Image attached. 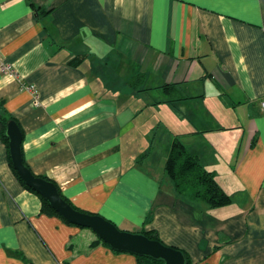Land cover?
I'll list each match as a JSON object with an SVG mask.
<instances>
[{
  "label": "crops",
  "instance_id": "1",
  "mask_svg": "<svg viewBox=\"0 0 264 264\" xmlns=\"http://www.w3.org/2000/svg\"><path fill=\"white\" fill-rule=\"evenodd\" d=\"M0 52L24 160L72 204L154 230L194 264H264V0H0ZM139 73L147 91L128 84ZM175 136L231 203L178 192L164 170ZM42 207L0 131V264H139Z\"/></svg>",
  "mask_w": 264,
  "mask_h": 264
},
{
  "label": "trees",
  "instance_id": "2",
  "mask_svg": "<svg viewBox=\"0 0 264 264\" xmlns=\"http://www.w3.org/2000/svg\"><path fill=\"white\" fill-rule=\"evenodd\" d=\"M38 15L42 14L43 12L40 10L37 11ZM81 56H77L74 59H72V63L79 64L81 63ZM146 81V74L139 73L133 76L128 80L129 86L136 91H147L149 88H144V83ZM163 88L166 96L168 97L166 101L168 102H175L181 99H184L183 95L179 93L177 87L175 84H165L161 86ZM10 120H16L13 116H11L3 102H0V131L2 139L8 144L9 147V138L6 134V128L7 124ZM19 124V122L17 121ZM20 126V124H19ZM21 128V127H20ZM22 130V129H21ZM23 133V131H22ZM10 152V150H9ZM25 162V160H24ZM26 163V162H25ZM10 164L14 170V172L17 174L19 179L23 182V184L31 191L37 193L43 203L42 210L48 212L52 215H58L61 217V215L49 204L47 200H45L38 192H36L34 189L29 187L25 184V182L21 179V177L18 175L17 171L14 169L11 157H10ZM27 164V163H26ZM28 165V164H27ZM164 170L165 173L172 179L174 182V185L176 186L178 192L185 196L186 198L195 201V202H204L211 208H217L221 206L228 205L232 201V197L220 186L218 183L215 174L212 171L207 170L202 163L200 162V159L197 155L190 152L187 147L184 145L182 140L179 136H175L173 139V142L170 146L169 154L167 159L164 163ZM44 178H47L46 176L38 175ZM49 179V178H47ZM51 180V179H50ZM58 187V186H57ZM59 189V187H58ZM60 191V189H59ZM61 193V192H60ZM62 195V193H61ZM63 196V195H62ZM64 197V196H63ZM65 198V197H64ZM68 200L67 198H65ZM69 201V200H68ZM70 202V201H69ZM72 204V202H70ZM75 208L80 209L76 207L74 204H72ZM82 210V209H80ZM84 212H88L85 210H82ZM92 213V212H88ZM71 224V222L67 221ZM147 235L151 239L160 240L159 235L154 230H142L140 231ZM100 241H102L106 246L110 247L104 240L99 238ZM111 248V247H110ZM177 248V247H176ZM112 249V248H111ZM180 249V248H178ZM115 252H121L112 249ZM186 257V264H194L190 256L186 251L181 249ZM138 259L139 264H165L163 260L154 259L150 256H139L135 255Z\"/></svg>",
  "mask_w": 264,
  "mask_h": 264
},
{
  "label": "water",
  "instance_id": "3",
  "mask_svg": "<svg viewBox=\"0 0 264 264\" xmlns=\"http://www.w3.org/2000/svg\"><path fill=\"white\" fill-rule=\"evenodd\" d=\"M10 157L14 169L26 185L38 192L67 221L94 230L112 249L130 252L139 256H150L163 260L165 264H186L181 249L151 239L142 232L120 229L113 221L97 213H88L75 208L60 193L56 183L36 175L24 162L23 133L16 120L7 124Z\"/></svg>",
  "mask_w": 264,
  "mask_h": 264
},
{
  "label": "built area",
  "instance_id": "4",
  "mask_svg": "<svg viewBox=\"0 0 264 264\" xmlns=\"http://www.w3.org/2000/svg\"><path fill=\"white\" fill-rule=\"evenodd\" d=\"M0 72L14 76L17 75L12 64H10L5 60L1 52H0ZM28 89L33 94L34 104L39 105L41 103V100L37 88L34 85H30L28 86ZM261 107L264 110V99L261 101Z\"/></svg>",
  "mask_w": 264,
  "mask_h": 264
},
{
  "label": "rangeland",
  "instance_id": "5",
  "mask_svg": "<svg viewBox=\"0 0 264 264\" xmlns=\"http://www.w3.org/2000/svg\"><path fill=\"white\" fill-rule=\"evenodd\" d=\"M157 155V154H156Z\"/></svg>",
  "mask_w": 264,
  "mask_h": 264
}]
</instances>
